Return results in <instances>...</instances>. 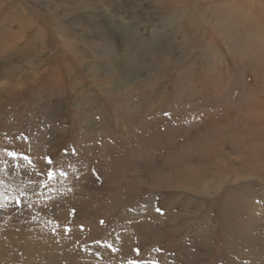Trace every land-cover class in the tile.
<instances>
[{
	"label": "rangeland",
	"instance_id": "1",
	"mask_svg": "<svg viewBox=\"0 0 264 264\" xmlns=\"http://www.w3.org/2000/svg\"><path fill=\"white\" fill-rule=\"evenodd\" d=\"M258 31L264 0H0V264H264Z\"/></svg>",
	"mask_w": 264,
	"mask_h": 264
},
{
	"label": "bare ground",
	"instance_id": "2",
	"mask_svg": "<svg viewBox=\"0 0 264 264\" xmlns=\"http://www.w3.org/2000/svg\"><path fill=\"white\" fill-rule=\"evenodd\" d=\"M196 1H199V0H196ZM199 3V2H198ZM216 5V4H215ZM240 6V5H239ZM211 7H213V5H211ZM215 7V6H214ZM196 8H199V7H195L194 9H196ZM197 10V9H196ZM218 10L219 11H224V12H226V16H227V19L231 22V21H236V19H238V17H239V14H240V18H242V20H243V23L242 24H240V28H242V30L244 31V33L245 34H247V35H250V36H252V33L249 31V29H254L255 30V27H254V25H253V23L251 22V21H249L248 19H247V17H246V15L244 14V11H243V9H240V8H238V7H236V6H234V7H232V6H230V7H225V9H222V10H220V8H219V6H218ZM185 14H186V10L185 11H183L182 13H179V14H177V17H183V16H185ZM201 15V14H200ZM203 16V15H202ZM236 18V19H235ZM202 19H203V21L204 22H207V17L206 16H203L202 17ZM219 19V17H214V21H217ZM212 19H210L209 21H211ZM219 25V24H218ZM258 25V24H257ZM226 26H227V24H226ZM230 27H231V25H230ZM218 29H219V27H217ZM221 28V27H220ZM225 29V28H224ZM234 29V28H233ZM236 31V30H235ZM221 32V31H220ZM258 33H260L261 34V36L264 38V33L263 32H261V31H258ZM242 35V34H241ZM19 35L17 34V36L16 37H18ZM224 36V35H223ZM15 37V38H16ZM227 37V36H226ZM148 38V37H147ZM150 38V37H149ZM252 39V38H251ZM227 40V42H228V45H230L231 43H233V46H234V40H233V36H231L229 39H226ZM249 40H250V38H249ZM251 43V42H250ZM13 45V44H12ZM11 45V46H12ZM247 45V44H246ZM245 45V46H246ZM15 46V45H14ZM231 46V45H230ZM236 50V48L235 47H233L231 50ZM214 52L216 53V49L215 48H210V47H207V45H206V59H207V61H208V63H209V66H210V69H211V71L214 73L215 72V70L217 69V64H218V62H217V60H216V54H214ZM233 54H234V52H233ZM214 55H215V57H214ZM234 56H235V54H234ZM237 56V55H236ZM238 57V56H237ZM254 57V55L253 56H250V60H252V58ZM236 58V57H235ZM238 59H239V57H238ZM241 59V58H240ZM242 60V59H241ZM256 62H258V63H261V64H264V52L263 53H260V54H258V56H257V58H256ZM238 63V62H237ZM247 65V64H246ZM96 71V70H95ZM103 71V70H102ZM108 74V73H107ZM194 76V75H193ZM221 76V73H217L215 76H214V78L215 77H220ZM195 77V76H194ZM193 77V78H194ZM120 78V77H119ZM129 79V78H128ZM195 79V78H194ZM103 80V79H102ZM193 81V80H192ZM193 83V84H192ZM129 84V83H128ZM194 84H196L197 85V83H194V82H191V83H188L187 84V86L191 89V90H195V91H199L200 90V88L199 87H194ZM199 84V83H198ZM185 86V85H184ZM158 100V99H157ZM129 102V101H128ZM128 105V104H127ZM215 114V113H214ZM213 114V115H214ZM194 116V115H193ZM214 119V118H213ZM211 129V128H210ZM257 129V128H256ZM4 152V151H3ZM249 178V177H248ZM247 178V179H248ZM132 218V217H131ZM124 227V226H123ZM45 242V241H44ZM48 245V244H47ZM100 245V244H99ZM51 247V246H50ZM99 249V248H98ZM53 258V257H52Z\"/></svg>",
	"mask_w": 264,
	"mask_h": 264
},
{
	"label": "crops",
	"instance_id": "3",
	"mask_svg": "<svg viewBox=\"0 0 264 264\" xmlns=\"http://www.w3.org/2000/svg\"><path fill=\"white\" fill-rule=\"evenodd\" d=\"M186 13H187V10H186ZM186 15V14H185ZM183 17H185V16H183ZM178 18H181V17H178ZM199 18L200 17H197V19L195 20L196 21V23H194L193 24V27L195 28V26L198 28V25H199ZM202 18V17H201ZM189 27H192V26H189ZM188 31H186V33L183 31V32H181V34H182V37H183V39H184V41H187L188 39H190L191 40V38H193V36H188V33H187ZM195 34H197V32L195 31ZM203 47H205V49H204V51L206 52V45H204ZM216 54H218V51L216 50ZM220 57V56H219ZM216 60H217V58H216ZM218 60H221V58H218ZM218 62V61H217ZM218 63H221L220 61L218 62ZM147 85V84H146ZM263 105V104H262ZM264 106V105H263ZM256 128H258L257 126H256Z\"/></svg>",
	"mask_w": 264,
	"mask_h": 264
},
{
	"label": "flooded vegetation",
	"instance_id": "4",
	"mask_svg": "<svg viewBox=\"0 0 264 264\" xmlns=\"http://www.w3.org/2000/svg\"><path fill=\"white\" fill-rule=\"evenodd\" d=\"M260 77H264V73H261L260 75L256 76L255 78L259 79ZM247 97H248L247 98L248 101L252 102V101L256 100L257 103L259 102L256 98L253 97V95H248ZM259 105L261 106V104H259Z\"/></svg>",
	"mask_w": 264,
	"mask_h": 264
},
{
	"label": "snow or ice",
	"instance_id": "5",
	"mask_svg": "<svg viewBox=\"0 0 264 264\" xmlns=\"http://www.w3.org/2000/svg\"><path fill=\"white\" fill-rule=\"evenodd\" d=\"M51 163V161H49Z\"/></svg>",
	"mask_w": 264,
	"mask_h": 264
}]
</instances>
